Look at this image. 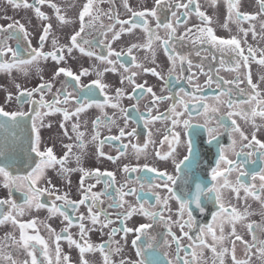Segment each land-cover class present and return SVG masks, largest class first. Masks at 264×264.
Listing matches in <instances>:
<instances>
[{
    "label": "flooded vegetation",
    "instance_id": "af4514ba",
    "mask_svg": "<svg viewBox=\"0 0 264 264\" xmlns=\"http://www.w3.org/2000/svg\"><path fill=\"white\" fill-rule=\"evenodd\" d=\"M27 3L33 4L35 0H27ZM88 0H46L43 5L37 4L41 12H43L49 19L43 20L37 17L34 8L14 7L8 3L7 0H0V26L7 27L8 24L18 21L23 24L28 32L27 40L23 33H18L17 38L7 39L8 33L5 32L0 35V41L7 39V44L13 50L18 48L21 50V58L29 59L28 41H31L30 47L43 53H49L54 50L53 40L57 42L56 47L70 46V38L81 27L80 14ZM188 0H165V5H162L157 10V17L146 16L147 27L155 30L161 37V40L155 41L153 50L148 51L142 47L132 49L131 55H128V49L133 45H144L147 43V33L143 28L133 29L131 32H120L121 25L116 20H128L132 13L125 8L123 0H93V6L90 10V15L85 16V31L81 34L82 38L92 42L90 45H84L86 51L91 50L97 56L104 55L114 61V64L109 65L106 62H101L95 56H87L81 54L77 48L69 55L66 51L64 60L57 63L50 57L45 60L43 57L37 58L32 65L22 66L19 68H12L8 70H0V106L8 112L23 111L35 115L34 109L41 112L39 117L35 118L40 143L39 148L45 151L51 147L54 155L57 158H62L67 152L65 145H73L72 153L67 161L68 168H83L86 172L92 175L84 177V188L91 185L92 193L101 194L99 196L100 209L110 214L114 221L108 225L107 228L101 230L100 224H91V219L88 213L87 203L79 205L77 208L65 207L64 211L72 218L74 226L69 229L72 238L80 240V217L83 216V223L86 229L85 239L92 245L106 244L109 240V233L112 229L120 230L113 238L118 244H112L113 254L111 255L112 264H121L125 261L126 264H136L140 257L136 254V248L132 241L136 238V232H129L125 238V233L121 230L123 227L137 228L140 224L152 223L153 227L148 230V237H141L137 242L141 245L145 256L148 257V264H152L153 258L158 261V264H179L177 261V245L172 241L170 235L167 234V229L171 227L178 237H181L179 256L182 260L191 261L192 264H219L215 259L211 247H216L217 253L222 248H227L229 251L223 256V264H233V248L234 255L237 260L244 261L248 258L245 252V242L248 245H253V232L255 235V246L251 248L250 264H264V259H261L259 254V246L264 242V192L260 193V199L245 192L243 188L239 189V195L231 188L222 190V203L225 207H235L237 212L244 215L243 219L234 221L235 233L241 237L240 240L232 235L233 224L228 223L227 213H222L217 217L216 221L212 220V215L219 211V206L214 200H210L208 196L202 197V205L206 208L204 213H200L192 205L193 215L196 218V225L191 230L187 227L184 232H188L193 240H189L184 236L183 232L177 224L154 223L149 218L144 217L141 213L133 214L130 219L124 221L122 225L117 219V211L124 212L132 207H139L140 203H144V207L150 211H159L162 205L156 203V194L163 200L169 194L164 188L150 187L151 185L161 184L162 181L154 172H148L144 169L147 165L156 168L158 171L167 172L170 175L178 177L176 184L173 186L178 192H193L195 191V184L200 183L206 187H212L217 183L211 180V169L215 167L219 159L220 149H224V155L233 160L235 163L242 165V171L247 175L241 177L242 183L248 185L251 192H259L260 187L264 184L261 181L260 175L264 174V149L255 147V151L244 147L249 141L242 140L238 132H232L231 121L236 120L240 129L249 137L255 134L256 138L264 142V118L256 116L255 125L259 128L257 131L253 127L252 121L246 122L241 116L233 115L227 116L228 112H239L241 110L248 111L255 106V101L248 104L242 103L244 100H250V97L258 92V98L264 99V80L260 78L264 76V66L260 65L258 61L264 58V12L261 11L259 0H238V5L233 9L231 19L229 20V11L227 0H193L189 5V9L177 7L180 4H187ZM56 4L59 9V15L64 16L69 23H61L57 18L56 11L50 6ZM199 5V10L204 12L207 17L211 19V23L202 22L201 18L196 14L195 7ZM127 5L133 11L151 10L156 6V0H127ZM237 11L241 14L254 16L255 19L237 20ZM173 12L176 13L173 16ZM187 16L185 17V13ZM93 17H97L93 20ZM157 18L162 23H172L176 29L174 36L170 39L171 48L169 52L175 55V63L169 59V52L165 51L162 40L169 38L170 30L164 28H156ZM139 19V18H137ZM185 22L177 23L178 20ZM51 24V30L46 41L41 48L40 37L43 34L44 26ZM227 24V27L224 25ZM114 26L112 31H107L103 35L108 26ZM254 26V28H253ZM125 29L129 25H123ZM213 29V34L221 39H231L233 37L240 40V46L244 49L243 55H249L248 49L251 47L255 52V59L249 60L247 67H245L237 58V52L233 50L234 46L229 45H215L211 42L210 37L206 33H201L199 29ZM191 29V31H189ZM243 29L244 31H241ZM11 31V30H9ZM245 32L247 35L245 36ZM114 33H119V39H113ZM184 37V39H180ZM113 53L119 52L121 56L119 59L113 54L108 56L109 47ZM199 52V55L197 53ZM133 57L135 58L133 60ZM180 57H184L181 63ZM11 53L5 52L0 55V63H11ZM188 61H191L189 66ZM223 61V63H222ZM241 63V67L237 70L235 65ZM142 65L136 67V65ZM123 65V66H122ZM64 67L73 71L74 74L79 75L82 70L88 69L91 74L81 76L79 84L71 81L70 78L63 74L55 76L58 68ZM115 68V71L104 69ZM125 67L127 71H125ZM155 69L160 73L163 79L152 75L150 72H144L143 69ZM100 70L103 75L98 77L96 70ZM251 75L253 84L257 85L254 90L247 84L246 73ZM132 73H137L134 77L135 84L144 85L145 88L151 87L156 96L165 97L163 101H157L156 106L152 108L151 116L148 112V107L151 105L153 97L151 94L145 93L142 99L133 97L134 84L129 83L126 79ZM209 77L212 82L209 83ZM239 78L243 83L239 84V88L245 90L241 93L237 90L235 84H225L223 81H235ZM100 79L102 84L107 85L103 92L97 89L94 96L90 99L96 103L104 104L103 108L97 107L94 103L87 108L85 112L79 115V119L73 116L68 121H64L61 112H54V114L45 115L48 112L47 108L40 109L38 105L31 102L21 103L16 99L21 89L32 90L38 87L41 83H52L53 88L51 92H46L44 100L52 102L54 94L58 89L65 88L68 92L73 93L74 98L84 97L85 93L80 89L91 85L93 81ZM124 82L121 83V80ZM146 82V83H145ZM20 85V89L16 85ZM93 87H95L93 85ZM123 89L124 96L119 101L120 108L113 109L110 107L111 98L115 96L117 89ZM199 88V91L197 90ZM75 89V91H74ZM183 89V91H181ZM231 89L230 93L225 91ZM225 91L224 95L221 92ZM139 92V90H137ZM12 94L11 100L7 99L8 94ZM170 97V98H168ZM217 97L219 98L217 100ZM40 94L34 93L31 100L39 101ZM106 98L109 103L105 104ZM203 98V99H201ZM24 98L22 97L21 100ZM233 101V108L228 107V101ZM183 100L187 105V111ZM177 105L176 111L182 112L183 115L178 117L181 121L175 128H173L172 119H177L170 113L173 104ZM203 105L218 107L217 113L204 114ZM59 107H66L70 112L74 111L78 105L73 101L67 105H56ZM121 109L124 111L122 112ZM105 114L112 117L116 123L114 125H105L101 123L98 127L99 140H104L106 137L118 136L120 128H124L125 132H132L135 130L134 136H125L120 140L105 142L102 148L99 145V140L93 141L92 136L97 129L94 128L93 121L100 118L102 121ZM161 114H169L170 118L167 120H153ZM209 116H224L225 127H220L216 133V140L211 144L208 143V127H216L217 120L212 119L208 121ZM143 117V118H141ZM7 118L0 117V121ZM188 120L193 126L198 128L195 135L190 134V130L184 129L182 121ZM11 123V122H10ZM68 130V135L64 134L61 124ZM73 123L80 124V131L84 132V140L87 143L86 149L81 150L77 147L76 134L72 131ZM32 119H24L20 126L9 127L7 130L0 129V166L6 167L12 176H26L29 175L35 164L39 162V158L35 156L34 152L30 151V136L34 139V133L31 130ZM180 133V143L176 144L173 137L169 136L168 141L161 144L164 136L168 134L169 130ZM71 137V139L69 138ZM192 139L194 144V154L190 161L182 166V171H176V163L184 160L188 155L187 141ZM235 141V144H233ZM147 143V148L143 149V145ZM127 145V149L123 146ZM133 145L140 146L143 150L136 154ZM170 145L175 147L176 151L167 160H161L156 156L159 151L161 155L166 154L170 150ZM99 151H103L104 156L99 155ZM121 152H125L121 155ZM253 152L251 156L247 153ZM239 153V155H237ZM80 156V162L77 164L75 157ZM118 157L113 162L107 157ZM129 168L136 167L138 170L132 173L123 171L124 166ZM225 165L221 164V171ZM100 173L112 172L114 179L107 176L96 175V170ZM229 175L230 182L235 185L236 177L239 175V170L232 172ZM83 173L81 171H73L70 174H62L60 166L49 167L45 169L43 176L37 182L36 187L44 189L48 188L40 196L38 201H33L32 205H25V192L27 186L23 181H17V185L9 188L4 187L5 178L0 175V199H11L18 205H23L25 208L24 214L19 215L13 212L19 223H28L31 220H36L35 228L21 230L18 224L14 225L11 221H6L0 224V264H11L7 259L11 256L17 261V264H22L24 260H31L28 255L30 249H24L16 245L12 239L6 240V237H14L16 241L21 240L22 231L27 235H39L49 246V256L55 261V242L53 235L49 232L48 225L55 229L56 234L62 233L67 226V222L58 214L50 217L48 207L36 209V203H44L50 206L55 200L56 195L68 194V198L72 201H79L84 191L81 188V178ZM254 177V178H253ZM219 182H223V178H218ZM49 181L51 184H49ZM70 181V183H69ZM55 186V189L51 187ZM141 185L144 187L141 188ZM255 185L256 187H251ZM136 189V195H129L124 197V207L118 210L109 208V205L114 201L120 202V191H128V189ZM49 193H53L50 195ZM139 197V200L137 199ZM57 205H62L63 201H55ZM91 201H89L90 203ZM168 207L170 211H165V217L171 216L172 221L179 220V204L175 199L168 200ZM9 207L5 205L3 212L6 214ZM97 209L93 206V212ZM101 216V222L104 221ZM187 220V216L184 217ZM211 224L213 231L217 237L221 235V226H223V241L217 243L213 240V235L208 231L206 225ZM253 225V230L250 231L248 225ZM198 227H204L205 230L201 234L198 232ZM197 236H202L205 245L202 246L201 241L197 240ZM149 239L154 243L152 249L147 248ZM168 243L165 244L164 241ZM83 243V241H81ZM35 244V255L38 261L44 260L41 254L42 246L31 241L30 245ZM60 244V264H80V253L74 245H69L67 240H61ZM119 247L121 251L115 252ZM195 253V256L192 254ZM68 256L70 261H65L63 258ZM84 259L89 264H104V259L100 251L85 253ZM47 264V261H45Z\"/></svg>",
    "mask_w": 264,
    "mask_h": 264
},
{
    "label": "snow or ice",
    "instance_id": "6c2138e0",
    "mask_svg": "<svg viewBox=\"0 0 264 264\" xmlns=\"http://www.w3.org/2000/svg\"><path fill=\"white\" fill-rule=\"evenodd\" d=\"M7 2L12 4L14 7H21L22 6L24 8H34L35 13H36L38 18L43 19V20L49 19L43 12H41L40 8L37 6V4L43 5L46 2V0H35V3H33V4L27 3V0H7ZM123 2L125 5V8L132 13V16L128 20H123V21L118 20V19L116 20V22L121 25L120 32L121 33H123L124 31L131 32L133 29L140 27V28H143V30L147 33V37H148L147 43L144 45L138 46V45L133 44L128 49V55H131L132 49L136 48V47L145 48L148 51H152L154 54L153 44L155 43V41L161 40V37L155 32V30L149 29L147 27V20L145 19V17L146 16L157 17V10L160 9L162 5H165V0H156L155 8H153L151 10H144V11H138V12L133 11L131 8L128 7L127 0H123ZM259 2H260L261 11L264 12V0H259ZM192 3H193V0H188L187 4H180L177 7L189 9V5H191ZM227 3H228V11H229V17L228 18L230 20L231 16H232L233 9L236 8L238 5V0H227ZM50 6L56 11L57 18L60 20L61 23H69L70 22V21L66 20V18L64 16L59 15L60 9L56 4H51ZM92 6H93V0H88V3L84 6V8L80 14L81 27H80L79 31H77L74 35L71 36L70 46H67L66 48L65 47L57 48L56 47L57 42L55 40H53L54 50L52 52H49V53H43L42 51L32 49L30 47L31 41L29 40L28 41V44H29L28 55L30 57L29 59L21 58V50H20L19 44H18V48L16 50H13L7 44V39H11L14 37L19 39V37L17 35L18 33H23L24 38L27 40L28 32L25 29L24 25L20 24L18 21H16L14 23L8 24L6 28L4 26H0V35H2L5 32L8 33L7 39L0 41V55H4L5 52H9V53H11V56L13 58L11 63H6V62L0 63V70L10 71L12 68L29 66V65H32L33 62L36 61L37 58H39V57H43L45 60H47L50 57L53 61H56L57 63H59V62L64 60L65 51L70 55L71 52L73 51V48H77L81 54L87 55L89 57L95 56L96 59L100 60L101 62H106L109 65L114 64V61H112L111 59H108V57H106L104 55H98L97 56L91 50L86 51V49L84 47V45H90L92 43L88 40L83 39L81 36V34L84 33V31H85L84 18H85V16L90 15V10L92 9ZM189 11H191V9H189ZM195 12L201 18L202 22L211 23V19L209 17H207L204 12L199 10L198 4L195 7ZM175 15H176V13L173 12V16H175ZM184 15L186 17L187 12ZM236 17H237L238 21L243 20V19H255L254 16L244 15V14L239 13L238 11L236 13ZM96 18L97 17H93V20H95ZM137 18H139V19H137ZM181 22H185V21L183 19L177 21L178 24ZM123 25H129V28L125 29L123 27ZM51 27H52L51 24H47L46 26H44L43 34L40 37L41 48L43 47V44L49 35ZM113 27L114 26H111V25L108 26L106 31L102 34L106 35L107 31L113 30ZM224 27H227V24H225ZM262 27H264V24H262ZM156 28L157 29L164 28L166 30H170L169 38L162 40L165 51L169 52V49L171 48L170 39L174 36L176 29L173 27L172 23H170V22L169 23H162V22H160L159 18H157ZM253 28H254V26H253ZM9 30H11V31H9ZM189 31H191V29H189ZM198 31H200L201 33H206L207 36L210 37L211 42L215 45L234 46L233 50H235L237 52V58L240 61H242L243 65L245 67H247L249 60L255 59V52L253 51V49L251 47H249V49H248L249 55H247V56L243 55L244 49H242L240 46V40H238L235 37H233L231 39L218 38L213 34V29H211V28L199 29ZM241 31H244V30L241 29ZM119 35H120L119 33H114L113 39H119ZM246 35H247V33L245 32V36ZM180 39H184V37H180ZM108 47H109L108 56H111L114 54L117 57V59H119L121 56V53H119V52L113 53L110 46H108ZM197 55H199V52L197 53ZM134 59L135 58L133 57V60ZM169 59L173 60V63H175V55L170 53V52H169ZM180 59H181V63H183L184 57H180ZM222 63H223V61H222ZM258 63L260 65L264 66V58L260 59L258 61ZM188 64H189V66H191V61H188ZM136 67L142 68V65L137 64ZM240 67H241V63H237L235 65V68L237 70ZM108 70L115 71V68L113 67L111 69H107V68L104 69V71H108ZM125 71H127L126 67H125ZM143 71L144 72H150L152 75L157 76L160 79H163V77L160 76V73L157 72L155 69L145 68V69H143ZM61 74H63L67 78H70L71 81H74L77 84H79L81 76L89 75L91 73L89 72L88 69H84L81 71V73L79 75H77V74H74L73 71H71L68 68L60 67L57 69V71L55 72L54 75L59 76ZM96 75L98 77H101L103 75V73L97 69ZM136 75H137V73H132L126 79L128 80L129 83H132L135 85V87L133 89V97H135L137 99H142L145 93L152 95L153 100L151 102V105L148 107V112H149V115L151 116L152 108L156 106V102L157 101H163L166 98L162 97V96H156V94L153 92V89L151 87L145 88L144 85L135 84L134 77ZM246 79H247V84L250 85L251 88L255 90L257 88V85L253 84L250 72L246 73ZM260 79L264 80V76H262ZM123 82H124V79L121 80V83H123ZM208 82L209 83L212 82L211 77H209ZM223 83L235 84L237 87V90L241 93H244V91H245V90L239 88V84L243 83V81H241L239 78H237L235 81H223ZM93 85L95 87H93ZM16 87L18 89H20L19 84H17ZM106 87H107V85L102 84L101 80L97 79V80L93 81L91 85H88L85 88L80 89L81 92L85 93L84 97L74 98L72 92H68L65 88H62V89H58L57 92L54 94L52 102H46L44 100V95L46 92L52 91L53 84L52 83H41L38 87H36L35 89H32V90L21 89L19 91V95H17L16 99L18 101H20L21 103L31 102L34 105H38V107L40 109L47 108L48 112L44 113L45 115L54 114V112H61L63 114L64 121L66 122L73 116H75V117H77V119H79V115L81 113L85 112L86 109L91 107L94 103L96 104L97 107L103 108L105 106L104 104L96 103L94 100H92L90 98L92 96H94L95 91L97 89H99V91L103 92ZM137 90H139V92H137ZM197 90L199 91V88ZM74 91H75V89H74ZM181 91H183V89H181ZM225 91L230 93L231 89H228ZM225 91H222L221 95H224ZM34 93L40 94L41 98L39 101L31 100ZM123 96H124L123 89L118 88L116 90L115 96L111 98V101H114V102L110 103V107H112L113 109L120 108L119 101L121 100V98ZM259 96H260V94L258 92H256L250 97V100L242 101V103H245V104H248L251 101H255V106H253L250 110H248V111L241 110V111L236 112V113H233L230 111L227 113V116L231 117L233 115H238V116H241V118L244 119L246 122L251 120L253 127L256 128V130L258 131L259 128L255 125V119L254 118L256 116L264 118V99L258 98ZM22 97L24 98L23 100H21ZM11 98H12V94L9 93L7 96V99L11 100ZM168 98H170V97H168ZM201 99H203V98H201ZM218 99L219 98L217 97V100ZM73 100L78 105V107H76L75 110L72 112H70L66 107H59V108L56 107V105H61V104L67 105L69 102H71ZM108 103H109V99L106 98L105 104H108ZM180 103L184 104V101L181 100ZM233 106H234L233 101L230 99L228 101V107L233 108ZM202 107H203L204 114L209 113V111H211L212 113H217L219 111L218 107L209 108V106H207V105H203ZM176 108H177V105L174 103L170 109V113L173 116L177 117V119H172L173 128H175L178 124L181 123V121L178 119V117L183 115L182 112H177ZM184 108L187 111V105L186 104H184ZM33 111L35 113L34 116H32L31 113H27V112H23V111L8 112L2 106H0V117L7 118L3 121H0V129L7 130L9 127H18V126H20L21 122L24 119H27V118L32 119L31 130H32V133H34L35 135H34V139L30 136V142H31L30 151L34 152L35 156L39 158V162L35 164V167L32 169L31 173L29 175H26L23 177L12 176L11 173L6 169V167L0 166V175H2L5 178L4 187L9 188L10 185L12 187H15L17 185V181H23L27 186V191L25 192V205H32L33 201H38L40 196H42L45 192L49 191L48 188L41 189V188L36 187L37 180L41 176H43L45 169L59 165L60 166V172L62 174H70L73 171H81L83 173V176L81 178V188L84 191V195L79 201H72L68 198V194L64 193L63 195H56L55 200L52 202V204L50 206L45 205L44 203H36L35 204V207L37 210H39L41 208L48 207L50 217L58 214L59 216L63 217L64 221L67 222V226L63 229L62 233H60V234H56L55 229L51 228L50 225L47 226L49 229V232L54 237V242L56 245L55 250H54L55 261L49 256L48 243L39 235H27L25 232L22 231L20 241H16L14 237H6L5 239L6 240L12 239L16 245L21 246L24 249H30L28 251V255L31 257V260L30 261L24 260L22 262V264H45V261H47V264H60V260H61L60 251H61V249H60L59 242L61 240H67L69 245H74L79 250L80 257H81L80 264H89V262L86 259H84V255H85V253L94 252V251H100L101 252L103 259H104V264H112L111 255L113 254V250H112L111 246L114 243L118 244V242H116L113 238L115 237V235L120 230L112 229L111 232L109 233L110 238L106 242V244L92 245L85 239L86 232L89 229H86V226L83 223L84 217L81 216L79 218L81 221L79 223L80 240L79 241L75 240L72 238V235L69 232V229L72 226H74V222H73L72 218H70L69 215L64 211L65 207H72L73 209H75L79 205H84L87 203L88 213H89V217L91 219V224L93 225V227H95V225H97V224H100V228L102 230L103 228H107L108 225H110L114 222L111 219L110 214L106 211H103L99 207V204L101 203L99 201V196L101 194L92 193L91 195H89V193H91V188L94 187V185H91L86 189L84 188V185H83L84 177L90 176V175H92V173L86 172L83 168L73 169V168H68L66 166L67 161L69 160V157L72 153L73 145H71V144L65 145V147L67 148V152L65 153V155L62 158H57L54 155L51 147L47 148L45 151L40 150V148H39L40 137H39L35 118L39 117L41 115V112L36 110V109H34ZM121 111L123 112L124 110L121 109ZM141 118H143V117H141ZM151 118L153 120H167L170 118V116H169V114H161V115L151 117ZM212 119L217 120V125H216V127H208L207 128V132H208V136H209V139H208L209 144H211L214 140H216V138H217L216 133L218 132L220 127H225V130L228 131L227 125L225 124V117L224 116H215V117L209 116L208 117L209 122ZM101 123H104L105 125H114L116 123V121L112 117L107 116V114H105L103 121L100 118H97L95 121H93L94 128L97 129L95 131V134L92 136L93 141L99 140L98 127ZM182 123H183L184 129L190 130L191 135H195L198 132V128L196 126H193L188 120H184V121H182ZM231 124H232V128H231L232 132H238L240 137L242 138V140L249 141V143L244 145V147L253 149V151H255L254 146H258L259 149H264V142H261L260 140H258L256 138L255 134H253L251 137V140H249L248 135H246L240 129V126L237 124L235 119H233L231 121ZM61 128L64 130V134L68 135V130H67V128L64 127L63 123L61 124ZM72 131L76 134V140H77L76 146L79 147L81 150L86 149L87 143L84 140L85 133L80 131V124L79 123H73ZM126 135L127 136H134L135 130H133L132 132L126 133L124 128H120L118 136L106 137L104 140H99V145L102 148V146L105 142L120 140L121 138L125 137ZM169 136L173 137L176 144L180 143V133L175 132V131L170 129L168 134H166L164 136V140L161 141V144H163L165 141H168ZM69 138L71 139V137H69ZM233 144H235V141H233ZM147 146H148L147 143L144 144L143 149H146ZM123 147L125 149H127L128 146L124 145ZM133 149H134V152L136 154L140 153L143 150L138 145H133ZM175 151H176L175 147L170 145V150L166 154L161 155V153L159 151H157L156 156L159 157V159H161V160H167L169 157H171L173 155V153ZM187 152H188V155H186L184 157V160L180 161L179 163H176V171L177 172L182 171V166L186 162L190 161V159L192 158V156L194 154V144H193V141L191 138L188 139V141H187ZM124 154H125V152H121V155H124ZM252 154H253V152L247 153V155H249V156H251ZM99 155L104 156L105 154L103 153V151H99ZM237 155H239V153H237ZM261 155H264V152H262ZM107 158L109 160H112L113 162H115L118 159V157H111V156H108ZM75 159L77 161V164H79L80 156L77 155L75 157ZM221 164L225 165V168L223 169V171H221ZM242 167H243L242 165L235 163L233 160L227 158L224 155V149L221 148L219 159L216 162L215 167H213L211 169V173H210L211 180L214 182H217V183L213 184L212 187H206L200 183H196L194 193L193 192L181 193V192H178L173 187L176 184L178 177L170 175L167 172L158 171L156 168H152V167L145 165L144 169L146 171L156 173L158 178L162 181L161 184L151 185L150 187H156V188L162 187V188L167 190L169 195L162 200L161 197L158 194H156V203L158 205H162V208L159 211H150V210L145 209L144 203H147V201H144L143 203L139 204L138 208L130 206L128 210H126L122 213L117 211V219H119L121 224L123 225L125 220L130 219L133 214H136L139 212L144 217L152 220L154 223L163 222L166 225L167 224H173V223L177 224L180 228V231L183 232L184 236H187L189 240H193V237L190 236L188 232H184V228L187 227L189 230H191L193 228V226L196 225V218L193 215V208L191 207L192 205H195V209L199 210L200 213H204L206 211V208L202 205V197L207 195L210 200H214L219 206V211H217L214 215H212V220L216 221L217 217L220 216L222 213H227L228 214V216H227L228 223L233 224L232 235H235L236 239L240 240L241 237L239 235H236V233H235L234 221L238 220V219H243L244 215L237 212L235 207H231V208L225 207L224 203L221 202L222 201V190L226 189V188H231L233 191H235L237 193V196H238L239 195V189L243 188L246 193L254 196L258 200L260 199V193L264 192V184L261 185L259 192H251L249 186L242 183L241 177L247 175L246 172L241 170ZM137 170L138 169L136 167L129 168V166H127V165H125L123 168V171L126 173L136 172ZM238 170H239V175L236 177L235 185H233L229 180V175H226V174H231L232 172H235ZM96 175H97L98 179L100 176H107L109 178L114 179V173H112V172L100 173L99 169L96 170ZM221 177L223 178L222 183L219 182V180H218V178H221ZM260 179H261V181H264V174L260 175ZM69 183H70V181H69ZM49 184H51L50 181H49ZM51 187L53 189H55L54 185H51ZM143 187L144 186L141 185V188H143ZM251 187L254 188L256 186L252 185ZM119 191H120V202L117 203L114 201L112 204L109 205V208H113L116 210L123 208L124 203H125L124 197L129 196V195H136V189H134V188L128 189V191H122V190H119ZM49 194L52 195L53 193H49ZM137 199L139 200V197ZM170 199H175L179 204V210H178L179 220L172 221L171 216L165 217V215H164L165 211H170V209L168 207V200H170ZM55 201H63V204L57 205ZM89 201H91V202L89 203ZM5 205H7L9 207V211L6 214H4V212H3V207ZM93 206L96 207V209H97L96 212H93ZM24 211H25L24 206L16 204V202L14 200L0 199V224L5 223L6 221H11L14 225L18 224V226L21 230L29 229V228L34 229L35 225L37 223L36 220H31L28 223H19L17 221L16 217L13 215V212H16L19 215H23ZM185 215L187 216V220L184 219ZM101 216H103L105 218L103 222H101V220H100ZM152 227H153L152 223H144V224H140L139 227H137V228L123 227L121 229L125 233V238L127 236V233H129V232H136L137 233L136 238L132 241L133 246L136 248V254L138 257H140V259L138 261H136V264H148V257L145 256L142 246L138 245L137 242L141 240L142 236L148 237L149 236L148 230L151 229ZM206 227H207L208 231L212 233L214 241H216L217 243L223 241V239L225 238L223 235V226H221V229H220V231H221L220 237H217L215 235V232L213 231V226L211 224L206 225ZM248 228L250 231H252L253 225L249 224ZM204 230H205L204 227H198L199 233L202 234L204 232ZM167 234L171 236L172 241L175 242L177 245V250H178L177 261L179 262V264H192L191 261L182 260L181 257L179 256V250L181 248V244H180L181 237H178L174 232H172L171 227H169L167 229ZM196 239L201 241L202 246H207L204 244V242L202 240V236H197ZM31 241H35L36 244H39L42 246L41 254L44 257V260H41V261L37 260L35 252L38 249H36L35 244L30 245ZM81 241H83V243H81ZM164 243L167 244L168 241L165 240ZM253 246H255L254 232H253V245H248L245 242V252H246V255L248 256V258L245 259L244 261L237 260L235 255H234V248H233V256H232L233 264H250V255H248V254H250L251 248ZM153 247H154V243L152 242L151 239H149V242L147 244V248L152 249ZM209 247H211V250L214 254V257H215V259H217L219 261V264H223V256L225 254H227L229 250L227 248H222L221 251L219 253H217L216 247H214V246H209ZM119 251H121V249L119 247H117L115 249V252H119ZM258 251H259L261 259H264V242L260 243ZM192 255L195 256V253H193ZM7 259L11 261V264H17V261L14 260L11 256H8ZM63 259L65 261H70V258L68 256H65ZM121 264H126V262L122 260ZM152 264H158V261H156L155 258H153ZM168 264H171V261H169Z\"/></svg>",
    "mask_w": 264,
    "mask_h": 264
}]
</instances>
